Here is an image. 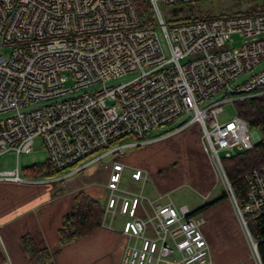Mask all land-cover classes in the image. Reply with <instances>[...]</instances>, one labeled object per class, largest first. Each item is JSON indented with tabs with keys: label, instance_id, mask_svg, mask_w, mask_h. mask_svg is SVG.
I'll list each match as a JSON object with an SVG mask.
<instances>
[{
	"label": "built area",
	"instance_id": "built-area-1",
	"mask_svg": "<svg viewBox=\"0 0 264 264\" xmlns=\"http://www.w3.org/2000/svg\"><path fill=\"white\" fill-rule=\"evenodd\" d=\"M150 1L155 22L143 25L134 0H0V47H11L0 53V156L30 152L41 137L62 177L101 158L123 138L148 143L151 131L188 115L176 131L200 126L202 147L256 250L246 215L264 212V164L243 175L247 188L239 198L222 159L253 148L256 139L238 112L223 121L219 114L225 102L264 84V67L254 70L264 61V10L165 19L161 4L175 8L207 0ZM234 35L242 40L238 46ZM131 72L137 75L111 83ZM218 91L223 96L213 99ZM164 133L157 138L172 130ZM123 166L113 165L107 209L124 217V264H171L176 251L182 264H208L202 216L173 203L138 216L141 195L117 192ZM141 175V169L133 172L136 179ZM0 180L26 179L17 164L0 170Z\"/></svg>",
	"mask_w": 264,
	"mask_h": 264
},
{
	"label": "crops",
	"instance_id": "crops-1",
	"mask_svg": "<svg viewBox=\"0 0 264 264\" xmlns=\"http://www.w3.org/2000/svg\"><path fill=\"white\" fill-rule=\"evenodd\" d=\"M177 126L153 131L149 137L154 139L148 143L133 144L134 136L113 143L104 156L87 165L90 170L83 176L79 175L80 170L62 177L59 172L35 176L27 173L32 170L26 167V173L21 174L25 181L0 180V249L4 257L0 264H46L38 263L27 253L21 241L24 234L30 235L39 249L50 251L48 264H124V217L114 216L107 209L111 193L108 184L115 162L124 164L117 192L128 198L141 195L138 216L153 215L157 204H187L203 218L202 229L211 254L208 264H263L258 247L256 253L253 251L220 172L202 147L200 126L194 123L176 131ZM167 130L172 133L157 138ZM112 154L116 155L110 163H100ZM136 169L142 170L139 179L133 177ZM75 175L63 188L54 185ZM185 189L190 196L178 198ZM79 192L100 201L104 209L102 225L62 245V221L72 210ZM224 193L226 196L213 202ZM149 234L153 235L152 228ZM251 235L256 240L252 232ZM171 258V264H182L179 252Z\"/></svg>",
	"mask_w": 264,
	"mask_h": 264
},
{
	"label": "trees",
	"instance_id": "trees-1",
	"mask_svg": "<svg viewBox=\"0 0 264 264\" xmlns=\"http://www.w3.org/2000/svg\"><path fill=\"white\" fill-rule=\"evenodd\" d=\"M142 21L143 25H150L155 22V11L150 0H134ZM248 7L245 9L237 10L231 13H244V12H255L264 10V0H248ZM238 4L243 3L241 1ZM183 7V6H182ZM189 7L188 15L179 19H195L199 17L210 16L193 15L195 8L203 10L196 3H190L186 5ZM177 10V8H173ZM252 95L245 96L238 99L235 102L236 110L243 118H245L250 127L256 129L260 134V140L255 143L254 147L249 150H241L231 155L230 157H224L222 159L225 171L233 183L234 190L239 198H243L246 192V183L243 179V175L257 167L264 164V84L257 87ZM31 172L35 176L41 175L47 172L53 174L58 172L53 168L49 160L42 163H36L32 165ZM226 196L224 193L219 199ZM212 202V203H213ZM211 204V203H210ZM208 204L203 205L197 211L205 208ZM104 215V209L100 201L84 192H79L76 196L74 206L72 210L65 215L60 228V243L62 245L68 244L96 229L102 225V219ZM248 226L251 229L253 236L258 240V251L264 264V212L258 214L246 215ZM22 244L27 253L38 263L48 264L51 254L47 249H39L33 238L24 234L21 238ZM3 255L0 249V262L3 260Z\"/></svg>",
	"mask_w": 264,
	"mask_h": 264
},
{
	"label": "rangeland",
	"instance_id": "rangeland-1",
	"mask_svg": "<svg viewBox=\"0 0 264 264\" xmlns=\"http://www.w3.org/2000/svg\"><path fill=\"white\" fill-rule=\"evenodd\" d=\"M238 1H241L243 3L238 4L237 3ZM248 3H249L248 0H207V1L200 2V3H196L203 10L195 8L193 10V15L201 16V15H207V14L220 15V14H225V13H231V12H235L237 10L247 8L251 2L249 4ZM175 8H177V10L174 11L172 7H168L166 5L161 4V11H162L164 18L167 19L169 14L172 17H177V18L185 17L186 15H188L189 7L183 6V7H175ZM170 11H172V12L170 13ZM157 30H158L159 35L161 37V41H162V45H163L164 49L167 52H169V48H168L169 46H168L167 39L165 37V33L163 32L162 28L159 25L157 26ZM234 38L236 39V45L237 46L242 43L241 38H239L237 35H234ZM10 50H11V47H7V46L0 47V53L1 52L8 53ZM262 67H264V61L255 65L254 70L259 71ZM136 75H137L136 72H131V73H128V74H125V75H122L118 78L113 79L111 81V83H118V82H122V81H127V80L132 79ZM248 75H249V72L241 75L239 78H237L234 81V83L235 84L240 83ZM71 84H72V80H69L66 83L67 86H70ZM223 93H224V91H218L212 96V98L213 99L220 98L223 96ZM236 113H237V110H236L235 102H233V101L225 102L223 104V111L219 114V119L221 121H223L227 118L234 116ZM188 118H189L188 115L180 116L176 120H174L168 124H164L161 129L159 128L158 131H161L162 129L175 128L179 123H181L182 121H184L185 119H188ZM153 133H155V132L151 131L149 133V135H152ZM115 155L112 154V155L103 157L100 163H104V164L110 163L112 161L113 156H115ZM47 157H48V151L43 145L42 138L36 137L35 143H34V148L32 151L23 152L19 156L14 151H7L4 154H2L0 156V170L13 169L18 164L21 168V174L24 175L26 173L25 172L26 167H31L32 165H34L36 163L46 162ZM90 167L91 166H85L84 168H82L79 171V175L83 176L85 173L89 172ZM224 170H225V168H224ZM75 177H76V175L75 176H68L62 180L54 182V185H56V186L59 185V187L63 188L67 183H69ZM219 186L222 187L221 182H220ZM233 188H234V186H233ZM178 196H179L178 198H182V197L188 198V196H190V195H189L188 190L185 189V190H182L181 193L178 194ZM176 199H177V197H176ZM248 228H249V226H248ZM249 230H251V229L249 228ZM247 233H248V231H247ZM248 237H249L250 244L253 248V251L256 253V250L253 247V244L251 242L249 234H248Z\"/></svg>",
	"mask_w": 264,
	"mask_h": 264
},
{
	"label": "water",
	"instance_id": "water-1",
	"mask_svg": "<svg viewBox=\"0 0 264 264\" xmlns=\"http://www.w3.org/2000/svg\"><path fill=\"white\" fill-rule=\"evenodd\" d=\"M253 132H254V135H255L256 142H258L260 140V134H259V132L256 129H253ZM258 242L259 241H256V249H257Z\"/></svg>",
	"mask_w": 264,
	"mask_h": 264
}]
</instances>
